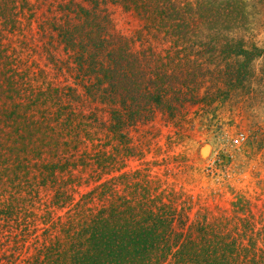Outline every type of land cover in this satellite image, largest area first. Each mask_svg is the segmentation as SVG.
<instances>
[{"label": "trees", "instance_id": "16d2710c", "mask_svg": "<svg viewBox=\"0 0 264 264\" xmlns=\"http://www.w3.org/2000/svg\"><path fill=\"white\" fill-rule=\"evenodd\" d=\"M248 5L0 0V264H264L258 205L195 211L172 161L149 160L158 123L182 142L216 115L218 84L255 94L264 49L236 33ZM116 9L143 21L140 49Z\"/></svg>", "mask_w": 264, "mask_h": 264}, {"label": "rangeland", "instance_id": "374dc122", "mask_svg": "<svg viewBox=\"0 0 264 264\" xmlns=\"http://www.w3.org/2000/svg\"><path fill=\"white\" fill-rule=\"evenodd\" d=\"M262 1L248 0L249 22L245 26L241 20L236 33L248 46L254 44L264 49ZM115 24L117 31L132 39L136 49H140V42L133 38L144 36L143 21L116 9ZM263 61L264 57L255 61L256 67L252 64V75L256 69L259 75ZM218 87L221 89L217 103L221 106L214 116L196 117L190 138L181 142L171 128L156 125L154 133L158 135L159 148L152 152L149 160L172 161L169 169L174 176L168 180L169 184L177 193L194 201L195 211L213 207L228 209L238 199L251 201L264 211V153L251 149L238 134L239 131L249 133L251 121L254 131L264 130V78L256 82L255 94L238 91L233 96L232 92L228 95L222 84ZM206 148L209 152L203 155Z\"/></svg>", "mask_w": 264, "mask_h": 264}, {"label": "bare ground", "instance_id": "6f19581e", "mask_svg": "<svg viewBox=\"0 0 264 264\" xmlns=\"http://www.w3.org/2000/svg\"><path fill=\"white\" fill-rule=\"evenodd\" d=\"M208 152H209V149L206 148L205 151H204V153H203V155H207Z\"/></svg>", "mask_w": 264, "mask_h": 264}]
</instances>
